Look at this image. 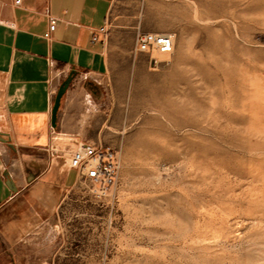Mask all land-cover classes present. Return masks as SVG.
<instances>
[{"label": "rangeland", "instance_id": "1", "mask_svg": "<svg viewBox=\"0 0 264 264\" xmlns=\"http://www.w3.org/2000/svg\"><path fill=\"white\" fill-rule=\"evenodd\" d=\"M107 26L77 149L109 148L116 181L19 199L0 264H264V0H113Z\"/></svg>", "mask_w": 264, "mask_h": 264}, {"label": "crops", "instance_id": "2", "mask_svg": "<svg viewBox=\"0 0 264 264\" xmlns=\"http://www.w3.org/2000/svg\"><path fill=\"white\" fill-rule=\"evenodd\" d=\"M14 1L0 0V135L8 141L0 143V235L19 240L29 221L13 207L18 200L74 185L69 157L87 141L79 117L111 68L107 23L113 0ZM47 15L57 19L49 40L43 37ZM71 72L53 128V99Z\"/></svg>", "mask_w": 264, "mask_h": 264}, {"label": "built area", "instance_id": "3", "mask_svg": "<svg viewBox=\"0 0 264 264\" xmlns=\"http://www.w3.org/2000/svg\"><path fill=\"white\" fill-rule=\"evenodd\" d=\"M19 0L14 1L15 5ZM48 28L44 38L49 40L55 31L57 19L47 15ZM101 34L106 33V27L99 30ZM96 40V37H93ZM173 40L171 35L165 33H145L138 32L135 36L134 53L164 55L171 52ZM69 166L74 169L83 182L106 191L111 187L117 178V165L114 155L109 148L97 147L85 144L80 149L75 150L69 157Z\"/></svg>", "mask_w": 264, "mask_h": 264}, {"label": "water", "instance_id": "4", "mask_svg": "<svg viewBox=\"0 0 264 264\" xmlns=\"http://www.w3.org/2000/svg\"><path fill=\"white\" fill-rule=\"evenodd\" d=\"M73 75L74 72H71L60 84V86L58 87L54 99H53V104H52V108H51V126L54 128L55 127V123H56V118H57V113H58V109L60 107V102L62 97L64 96L69 84L71 83L72 79H73ZM0 143L3 144H8V141L3 139V137L0 135ZM4 177L7 180V183L9 185H12V182L10 180V178L8 177V173L5 172Z\"/></svg>", "mask_w": 264, "mask_h": 264}]
</instances>
